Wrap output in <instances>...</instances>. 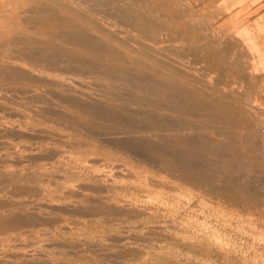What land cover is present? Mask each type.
Returning a JSON list of instances; mask_svg holds the SVG:
<instances>
[{"label":"rangeland","instance_id":"1","mask_svg":"<svg viewBox=\"0 0 264 264\" xmlns=\"http://www.w3.org/2000/svg\"><path fill=\"white\" fill-rule=\"evenodd\" d=\"M238 3L0 0V264H264Z\"/></svg>","mask_w":264,"mask_h":264},{"label":"crops","instance_id":"2","mask_svg":"<svg viewBox=\"0 0 264 264\" xmlns=\"http://www.w3.org/2000/svg\"><path fill=\"white\" fill-rule=\"evenodd\" d=\"M237 5V4H236ZM240 14L241 20L246 23L257 22L261 24L264 21V0H240L236 6L235 15ZM253 38L258 46L264 51V28L252 26Z\"/></svg>","mask_w":264,"mask_h":264},{"label":"bare ground","instance_id":"3","mask_svg":"<svg viewBox=\"0 0 264 264\" xmlns=\"http://www.w3.org/2000/svg\"><path fill=\"white\" fill-rule=\"evenodd\" d=\"M16 1H17V0H16ZM24 4H25V3H24ZM25 5H26V4H25ZM21 6H22V5H21ZM80 7H81V5H80ZM32 9H33V8H32ZM39 9H40V8H39ZM234 9H235V13H236V6H235V5H234ZM234 9H233V11H232L233 14H234ZM230 10H231V9H230ZM230 13H231V12H230ZM234 15H235V14H234ZM228 18H229V17H228ZM15 24H16L15 21H12V20H11L10 26H11L12 28L15 26ZM250 32H251V31H250ZM252 33H253V32H252ZM219 34H220V33H219ZM248 34H249V32H248ZM242 35H243V34H242ZM250 35H252V34L250 33ZM250 35H249V36H250ZM247 37H248V36H247ZM250 40L252 41V39H250ZM253 42H254V40H253ZM253 42H252V43H253ZM245 43H246V42H245ZM245 43H244V44H245ZM245 45H246V44H245ZM253 46H255L254 43H253ZM255 47H257V46H255ZM24 57H25V56H24ZM24 57H23V54H21V53H20L19 55H14V56H11V57H6L7 59H9L8 61H6V63L14 64V62L17 61V60H20V61L22 60V61H23V60L26 58V57H25V58H24ZM29 64H30V63H29ZM0 65H1V67H5V64H0ZM6 65H8V64H6ZM33 68H34V67H33ZM207 78H208V77H207ZM209 79H210V78H209ZM48 112H50V111H48ZM57 169H58V167H57ZM56 171H57V170H56ZM105 176H106V175H105ZM106 185H107V184H106Z\"/></svg>","mask_w":264,"mask_h":264}]
</instances>
